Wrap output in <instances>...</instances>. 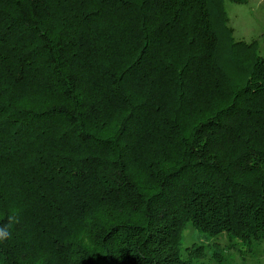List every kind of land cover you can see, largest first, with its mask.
I'll return each instance as SVG.
<instances>
[{"label":"trees","instance_id":"obj_1","mask_svg":"<svg viewBox=\"0 0 264 264\" xmlns=\"http://www.w3.org/2000/svg\"><path fill=\"white\" fill-rule=\"evenodd\" d=\"M227 22L225 0H0V264L264 238V56Z\"/></svg>","mask_w":264,"mask_h":264},{"label":"rangeland","instance_id":"obj_2","mask_svg":"<svg viewBox=\"0 0 264 264\" xmlns=\"http://www.w3.org/2000/svg\"><path fill=\"white\" fill-rule=\"evenodd\" d=\"M225 10L228 17L227 26L232 30L233 41L247 43L256 41L257 53L264 56V0H242V2L225 0ZM220 36L225 38L226 35L220 33ZM188 229L190 230L184 237V244H190L198 237L191 225ZM213 241L217 243H214L213 247L220 246L223 260L218 262L216 259L205 258L202 264H264V238L245 248L240 245L232 247L226 235H221ZM208 254H211L210 249Z\"/></svg>","mask_w":264,"mask_h":264},{"label":"clouds","instance_id":"obj_3","mask_svg":"<svg viewBox=\"0 0 264 264\" xmlns=\"http://www.w3.org/2000/svg\"><path fill=\"white\" fill-rule=\"evenodd\" d=\"M3 235H4V234H3L2 232H0V238H3Z\"/></svg>","mask_w":264,"mask_h":264}]
</instances>
